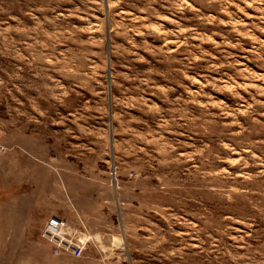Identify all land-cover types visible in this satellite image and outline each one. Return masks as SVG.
I'll list each match as a JSON object with an SVG mask.
<instances>
[{"label": "rangeland", "instance_id": "374dc122", "mask_svg": "<svg viewBox=\"0 0 264 264\" xmlns=\"http://www.w3.org/2000/svg\"><path fill=\"white\" fill-rule=\"evenodd\" d=\"M0 264H264V0H0Z\"/></svg>", "mask_w": 264, "mask_h": 264}, {"label": "built area", "instance_id": "2783aa9c", "mask_svg": "<svg viewBox=\"0 0 264 264\" xmlns=\"http://www.w3.org/2000/svg\"><path fill=\"white\" fill-rule=\"evenodd\" d=\"M58 253V251H56L55 255Z\"/></svg>", "mask_w": 264, "mask_h": 264}]
</instances>
